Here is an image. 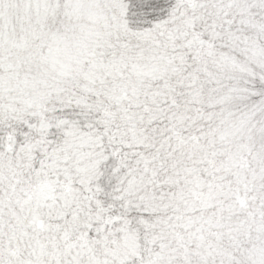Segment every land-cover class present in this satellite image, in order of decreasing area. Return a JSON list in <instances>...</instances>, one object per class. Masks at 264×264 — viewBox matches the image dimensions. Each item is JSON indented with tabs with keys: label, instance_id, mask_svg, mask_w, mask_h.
Returning a JSON list of instances; mask_svg holds the SVG:
<instances>
[{
	"label": "snow or ice",
	"instance_id": "obj_1",
	"mask_svg": "<svg viewBox=\"0 0 264 264\" xmlns=\"http://www.w3.org/2000/svg\"><path fill=\"white\" fill-rule=\"evenodd\" d=\"M0 264H264V0H0Z\"/></svg>",
	"mask_w": 264,
	"mask_h": 264
}]
</instances>
